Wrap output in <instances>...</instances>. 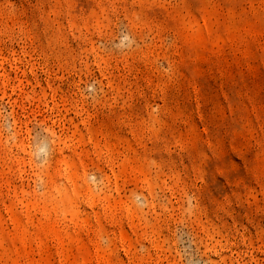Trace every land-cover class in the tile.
<instances>
[{
  "label": "rangeland",
  "instance_id": "obj_1",
  "mask_svg": "<svg viewBox=\"0 0 264 264\" xmlns=\"http://www.w3.org/2000/svg\"><path fill=\"white\" fill-rule=\"evenodd\" d=\"M0 264H264V0H0Z\"/></svg>",
  "mask_w": 264,
  "mask_h": 264
}]
</instances>
